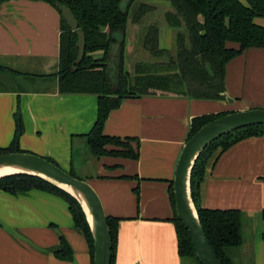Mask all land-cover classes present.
I'll return each mask as SVG.
<instances>
[{"label":"crops","instance_id":"0c3cea01","mask_svg":"<svg viewBox=\"0 0 264 264\" xmlns=\"http://www.w3.org/2000/svg\"><path fill=\"white\" fill-rule=\"evenodd\" d=\"M148 3L165 8L158 23L159 48H174L176 31L163 20L170 3ZM128 21L125 55L138 30ZM254 21L264 26V18ZM61 31V17L47 2H0V147L12 140L18 108L23 123L19 147L69 170L73 141L85 145L82 135L96 119L97 96L59 92ZM224 86L223 99L156 90L125 98L109 112L104 133L138 141L136 159L95 157L88 149L87 159L94 164L87 182L105 214L120 218L114 264H191L178 254L169 182L193 117L264 108V49L250 47L229 60ZM199 202L206 208L241 210L243 242L230 253L236 264H264V135L240 140L208 161ZM61 236L73 261L54 254ZM0 264H90L84 236L60 196L39 189L16 194L0 189Z\"/></svg>","mask_w":264,"mask_h":264},{"label":"trees","instance_id":"16d2710c","mask_svg":"<svg viewBox=\"0 0 264 264\" xmlns=\"http://www.w3.org/2000/svg\"><path fill=\"white\" fill-rule=\"evenodd\" d=\"M3 0H0L2 2ZM49 3L61 17L58 90L61 93L95 94L97 115L90 130L83 134L91 155L138 157V141L131 137L110 136L103 128L109 112L119 107L125 98H139L156 90L172 92L198 99H223L225 65L233 57L250 47L264 49V26L255 18H264V0H167L170 10L163 20L175 29L174 54L159 48L157 22L146 24L141 48L156 59L139 63L134 73L125 68L126 28L128 20L142 23L143 18L155 9L146 1L127 0H59L68 7L85 35L82 59L74 63L77 56V34L66 24L55 0ZM118 50L111 62L108 52L113 44ZM236 43L237 47L232 46ZM97 55V56H96ZM166 56V59H164ZM163 57L162 59H160ZM226 112L196 116L191 119L187 140L206 123ZM15 128L12 140L0 147V154L28 152L19 147L23 133L22 117L17 108L13 113ZM264 135V124L240 128L209 143L197 156L190 172V193L205 236L221 264H236L230 250L243 242V213L236 208H206L199 202V184L205 175L208 161L218 152H223L240 140ZM134 142L136 146L132 144ZM55 165L51 158L44 157ZM74 174L71 167L67 171ZM81 179V178H79ZM0 189L16 194L30 189H39L60 196L68 206L73 224L86 241L90 264H93V244L85 214L77 202L65 190L34 175L12 174L0 177ZM137 195V188L134 189ZM169 197L175 211L172 182L168 186ZM111 237V263L114 264L119 217L106 214ZM172 222L177 237V250L181 258L198 261L191 237L174 212ZM60 259L73 261L71 248L64 237L54 252Z\"/></svg>","mask_w":264,"mask_h":264},{"label":"water","instance_id":"95a60500","mask_svg":"<svg viewBox=\"0 0 264 264\" xmlns=\"http://www.w3.org/2000/svg\"><path fill=\"white\" fill-rule=\"evenodd\" d=\"M56 4L67 24L77 34L78 63L85 49V35L78 28V22L72 11L59 0ZM127 0H121L123 7ZM118 50V44L111 45L108 62H111ZM230 99L229 101H231ZM264 124V108H251L226 113L200 127L183 145L177 160L172 181L175 200V212L188 230L195 255L200 264H221L213 252L199 221L190 193V172L199 153L213 140L228 132L254 125ZM0 167L13 169L0 177L12 174H28L40 177L65 190L80 204L92 236L93 264L111 263V237L102 202L94 188L86 181L70 175L46 158L31 152H9L0 154ZM71 188L74 193L61 187ZM83 202L80 200V198Z\"/></svg>","mask_w":264,"mask_h":264},{"label":"rangeland","instance_id":"374dc122","mask_svg":"<svg viewBox=\"0 0 264 264\" xmlns=\"http://www.w3.org/2000/svg\"><path fill=\"white\" fill-rule=\"evenodd\" d=\"M140 0H136L131 5V9L137 4V2ZM146 2H151L152 0H141ZM165 10L163 7L158 6L156 7L155 11L150 12L147 14L144 18L142 23H137L135 26H137L138 30L134 36V42L133 46L131 48V51L127 50L125 55V68L129 70L131 73H134L133 70H135V67L139 63H148L153 62L156 58L151 56L147 51L143 50L140 46L141 40L144 34V30L146 27V24L151 22H157L159 23L162 19V11ZM132 24L128 21V26H131ZM170 54H174V48H171L168 50ZM161 57L160 59H162ZM164 59H166V56H164ZM157 60V59H156ZM87 155L89 156L88 148L86 144L80 146L77 141H73V149H72V161H73V168H74V174L81 178L82 180H88V176L92 174L91 164H94L92 160L87 159ZM96 159V158H93ZM62 169L68 170V167L64 164L59 165ZM185 263H191L194 264L191 259H185Z\"/></svg>","mask_w":264,"mask_h":264},{"label":"bare ground","instance_id":"6f19581e","mask_svg":"<svg viewBox=\"0 0 264 264\" xmlns=\"http://www.w3.org/2000/svg\"><path fill=\"white\" fill-rule=\"evenodd\" d=\"M12 170H13V169H11V168L0 167V175L3 174V173L10 172V171H12ZM61 187H63V188H65V189H67L68 191L74 193L73 190H72L71 188H68V187L63 186V185H61ZM77 196H78V195H77ZM78 197L80 198V196H78ZM80 200L83 202V200H82L81 198H80ZM83 204H84V202H83Z\"/></svg>","mask_w":264,"mask_h":264}]
</instances>
